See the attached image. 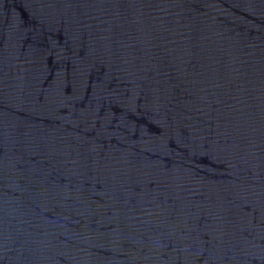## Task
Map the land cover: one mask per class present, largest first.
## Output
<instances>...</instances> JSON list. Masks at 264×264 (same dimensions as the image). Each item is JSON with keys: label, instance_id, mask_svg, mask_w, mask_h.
I'll list each match as a JSON object with an SVG mask.
<instances>
[{"label": "water", "instance_id": "obj_1", "mask_svg": "<svg viewBox=\"0 0 264 264\" xmlns=\"http://www.w3.org/2000/svg\"><path fill=\"white\" fill-rule=\"evenodd\" d=\"M0 264H264V0H0Z\"/></svg>", "mask_w": 264, "mask_h": 264}]
</instances>
